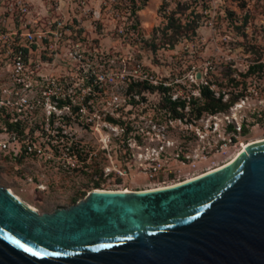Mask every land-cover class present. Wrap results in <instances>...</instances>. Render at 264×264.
<instances>
[{"label": "rangeland", "instance_id": "374dc122", "mask_svg": "<svg viewBox=\"0 0 264 264\" xmlns=\"http://www.w3.org/2000/svg\"><path fill=\"white\" fill-rule=\"evenodd\" d=\"M138 3L102 6L56 49L46 67L48 105L24 117L36 133L32 140L45 152L50 147L51 157L0 149V186L39 214L93 189L186 181L224 165L244 143L264 139V69L242 76L251 62L264 63V0ZM232 77L244 85L234 88ZM136 79L163 89L132 95L127 84ZM207 82L224 98L241 96L225 112L198 118L188 105L183 118H172L166 97L198 98ZM5 121L0 117V140L7 138Z\"/></svg>", "mask_w": 264, "mask_h": 264}, {"label": "water", "instance_id": "95a60500", "mask_svg": "<svg viewBox=\"0 0 264 264\" xmlns=\"http://www.w3.org/2000/svg\"><path fill=\"white\" fill-rule=\"evenodd\" d=\"M0 264H264V139L195 179L41 214L0 186Z\"/></svg>", "mask_w": 264, "mask_h": 264}, {"label": "built area", "instance_id": "2783aa9c", "mask_svg": "<svg viewBox=\"0 0 264 264\" xmlns=\"http://www.w3.org/2000/svg\"><path fill=\"white\" fill-rule=\"evenodd\" d=\"M138 2L127 0V8H137ZM116 3L117 0H0V117H7L12 124L11 130L7 124L3 126L7 138L0 140V149L8 148L14 155L20 152L51 157L50 147L45 152L39 141L32 140L36 133L25 126L24 117L48 99L50 80L46 67L54 63L58 46L71 41L90 13L97 18L99 8L110 9ZM38 91L40 97L36 95Z\"/></svg>", "mask_w": 264, "mask_h": 264}, {"label": "trees", "instance_id": "16d2710c", "mask_svg": "<svg viewBox=\"0 0 264 264\" xmlns=\"http://www.w3.org/2000/svg\"><path fill=\"white\" fill-rule=\"evenodd\" d=\"M176 29L179 28L181 25H173ZM264 69V63L259 62L258 60H255L248 64V67L245 71V73H242V76L247 77L250 75H255L257 72L262 71ZM231 84H234V88L238 86L239 84L244 85V81H237L234 77L230 78ZM241 85V87H242ZM163 89V87H157L154 86L152 83H150L147 79H136L134 81H131L127 84V92L131 93L132 95H140L143 91H154V89ZM199 90V97H189L188 100L184 99H178L174 98L171 99L170 97H166L165 103L167 110L172 115V118H183L184 116V109L186 106H190L191 110H195L196 114L195 116L199 118V116L203 112H207L210 114H214L216 112H225L227 111L241 96L239 91H237L234 94H231L227 96V98H224V91H215L211 87V83L207 82L205 84H201L198 87ZM238 90V89H237ZM5 124H7V128L9 130L12 129V124L5 121ZM228 129L235 131V128L233 125H228ZM234 139V137H231Z\"/></svg>", "mask_w": 264, "mask_h": 264}, {"label": "bare ground", "instance_id": "6f19581e", "mask_svg": "<svg viewBox=\"0 0 264 264\" xmlns=\"http://www.w3.org/2000/svg\"><path fill=\"white\" fill-rule=\"evenodd\" d=\"M263 140V139H262ZM260 141V140H259ZM255 142V141H254ZM250 143H252V142H250ZM250 143H244L242 146H240L239 147V149H238V151L228 160V162L227 163H225L224 165H226V164H228V163H230L231 161H233L241 152H243L244 150H245V147L247 146V145H249ZM224 165H220V166H218V168H220V167H223ZM218 168H216V169H218ZM215 169H211V170H208L206 173H209V172H211V171H214ZM206 173H204V174H206ZM204 174H202V175H204ZM201 174L200 175H198V176H196V177H192V178H189V179H187L186 181H189V180H192V179H195V178H197V177H200V176H202ZM184 182V181H183ZM179 183H182V182H179ZM176 184H178V183H174V184H172V185H169V186H164V187H170V186H173V185H176ZM164 187H159V188H152V189H146V190H137V191H149V190H154V189H160V188H164ZM97 191H110V190H105V189H96ZM10 191V190H9ZM112 191H118V192H123V193H126V192H130V191H135V190H129L128 188H126V189H120V190H112ZM11 192V191H10ZM15 195V194H14ZM16 196V195H15ZM17 198H19L18 196H16ZM31 209H33L34 211H36L35 210V208L33 207V206H31V205H28Z\"/></svg>", "mask_w": 264, "mask_h": 264}]
</instances>
